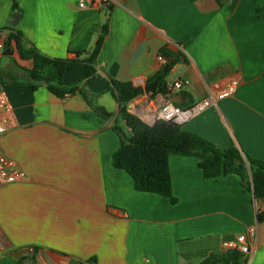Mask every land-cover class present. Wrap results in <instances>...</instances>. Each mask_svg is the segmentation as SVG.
Masks as SVG:
<instances>
[{"label": "crops", "instance_id": "crops-1", "mask_svg": "<svg viewBox=\"0 0 264 264\" xmlns=\"http://www.w3.org/2000/svg\"><path fill=\"white\" fill-rule=\"evenodd\" d=\"M14 1L26 45L51 57L91 48L108 20L94 75L67 70L63 80L88 89L111 116L97 115L80 93L61 99L44 84L0 85L14 114L0 153L25 174L0 188V264H85L91 256L96 264H214L226 254L222 241L253 224L256 244L244 264H264V221L236 174L205 178L195 156L170 155L171 203L137 191L112 166L113 127L126 129L106 90L108 77L143 88L158 69L157 53L176 52L170 44L177 42L184 56L165 80L186 81L172 93L180 104L169 93L143 92L128 111L152 124L166 100L187 108L210 92L214 103L182 128L264 160V9L257 11L264 0H236L233 8V0H93L83 9L77 0H0V28L9 25ZM230 79L238 80L235 92L216 99V85Z\"/></svg>", "mask_w": 264, "mask_h": 264}, {"label": "trees", "instance_id": "trees-1", "mask_svg": "<svg viewBox=\"0 0 264 264\" xmlns=\"http://www.w3.org/2000/svg\"><path fill=\"white\" fill-rule=\"evenodd\" d=\"M235 3L236 0H233L232 8ZM263 9L264 5L257 8V11ZM15 12L20 14L21 9L14 1L10 14ZM4 30L7 32L2 42L3 50L12 51L19 61L30 62V67L20 65L12 55L6 56L11 59L13 66L24 74V79L1 67L0 85L8 82L24 83L36 89L40 84H44L49 92L61 99L80 93L97 115L102 118L111 116V113L96 103L88 89L81 87L80 84L67 83L63 80V74L67 70L82 69L83 79L94 75L95 61L108 33V20L100 26L91 48L68 50L65 57H51L40 52L34 45H26L22 33L16 26L6 25L0 28V31ZM160 52L164 56L165 54L174 56L176 60L173 63L184 56L167 47L161 48ZM173 63L160 66L149 79L150 82H156L155 92L165 93L163 89L165 77ZM106 90L118 103V114L122 117L126 129L123 131L117 126L113 127L119 137V146L112 155V166L126 171L137 191L155 193L175 203L177 199L172 193L169 156L183 155L197 158L198 167L205 178L236 174L243 188L252 191L253 185L255 198L264 200V160L248 155L237 146L226 148L219 146L185 130L173 121L158 118L152 124L145 123L127 109L128 103L143 93L142 87L135 86L130 81H119L108 77ZM256 220L264 221L263 209L258 208ZM245 261L241 252L233 250L227 252L214 264H244ZM84 263L96 264L97 258L91 256Z\"/></svg>", "mask_w": 264, "mask_h": 264}, {"label": "built area", "instance_id": "built-area-1", "mask_svg": "<svg viewBox=\"0 0 264 264\" xmlns=\"http://www.w3.org/2000/svg\"><path fill=\"white\" fill-rule=\"evenodd\" d=\"M93 0H77V6L80 9L85 8ZM104 4L108 5L109 0H101ZM2 42L0 41V53L3 50ZM171 47L176 52H181L183 47L177 42H172ZM158 68L166 63V57L159 51L156 55ZM186 81L183 78H177L172 81H165L163 89L165 93H175L180 91L185 85ZM238 85L237 79H230L222 86L217 87L216 99H222L232 95ZM164 93V94H165ZM214 103V98L211 93L205 98L195 102L187 108H180L173 102L166 100L158 109L157 119L173 121L182 125L187 120L191 119L199 112ZM13 108L9 102L6 92L0 88V135L5 133L12 124ZM25 177V174L17 161L4 156L0 153V188L7 184L20 181ZM254 209L257 212L258 207L254 202ZM257 227L255 224L248 226L245 232L237 234L233 238L224 239L221 243V250L224 253L237 250L243 255L251 253L256 244Z\"/></svg>", "mask_w": 264, "mask_h": 264}, {"label": "water", "instance_id": "water-1", "mask_svg": "<svg viewBox=\"0 0 264 264\" xmlns=\"http://www.w3.org/2000/svg\"><path fill=\"white\" fill-rule=\"evenodd\" d=\"M19 17H20V14L19 13H14L11 15L9 21H8V24L10 26H15L19 20ZM1 54L3 56H8V55H12L13 52L10 51L9 49H4L2 50ZM165 57H166V64H172L173 61H174V57L169 55V54H165ZM156 89V82L155 81H152L148 84H146L144 87H143V92L145 94H148V93H153ZM165 97L167 99H172L174 102H176L177 104H180L179 102H177L176 100H174L173 98V95L171 93L169 94H166ZM252 195H253V199H254V202L256 203L257 207L258 208H261L264 210V200L263 199H256L255 196H254V191H253V185H252Z\"/></svg>", "mask_w": 264, "mask_h": 264}, {"label": "rangeland", "instance_id": "rangeland-1", "mask_svg": "<svg viewBox=\"0 0 264 264\" xmlns=\"http://www.w3.org/2000/svg\"><path fill=\"white\" fill-rule=\"evenodd\" d=\"M13 67L14 66H13V63H12L11 59L6 57V56H2V58L0 59V68L8 70V71H12Z\"/></svg>", "mask_w": 264, "mask_h": 264}]
</instances>
